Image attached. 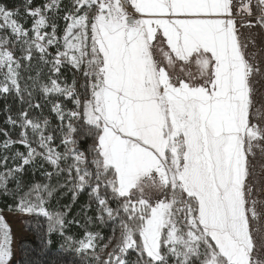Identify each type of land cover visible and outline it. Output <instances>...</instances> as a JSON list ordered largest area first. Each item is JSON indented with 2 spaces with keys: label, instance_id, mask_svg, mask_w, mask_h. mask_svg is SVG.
<instances>
[{
  "label": "snow or ice",
  "instance_id": "1",
  "mask_svg": "<svg viewBox=\"0 0 264 264\" xmlns=\"http://www.w3.org/2000/svg\"><path fill=\"white\" fill-rule=\"evenodd\" d=\"M0 100V264H264V0H0Z\"/></svg>",
  "mask_w": 264,
  "mask_h": 264
},
{
  "label": "trees",
  "instance_id": "2",
  "mask_svg": "<svg viewBox=\"0 0 264 264\" xmlns=\"http://www.w3.org/2000/svg\"><path fill=\"white\" fill-rule=\"evenodd\" d=\"M2 2H5L9 7H13L14 5L21 4L23 0H2ZM37 2H40V0H37ZM4 101L0 100V127H6L4 125V119H5V113L3 111L4 109ZM8 105L12 107L13 111L16 108V104L13 100L9 99L8 100ZM47 111H45V115H47ZM51 122L55 124V120L51 118ZM88 143H91L90 140L81 141V144L86 147ZM83 150V147H82ZM26 178H31V172L28 173V176ZM38 178V174H37ZM69 198L66 197L63 203L68 202ZM87 202V195L82 194L79 203L76 205H73V212L70 214L75 215L80 211V208ZM5 204V201L3 199H0V206H3ZM25 227L31 229V225L28 222H25ZM18 228V225H13V230L15 231ZM105 233V235L110 234V229L105 228L101 229ZM22 258V254L20 251H17L15 259L20 260ZM45 264H50L51 261H56L57 264H79L78 258L75 257L72 253H66V252H60L58 249V246L53 248L52 250L49 251L48 255L43 258Z\"/></svg>",
  "mask_w": 264,
  "mask_h": 264
},
{
  "label": "rangeland",
  "instance_id": "3",
  "mask_svg": "<svg viewBox=\"0 0 264 264\" xmlns=\"http://www.w3.org/2000/svg\"><path fill=\"white\" fill-rule=\"evenodd\" d=\"M69 83L71 82V79H70V74H69V81H68ZM69 106H71V105H69ZM14 111H15V109H14ZM54 119V118H53ZM56 122V121H55Z\"/></svg>",
  "mask_w": 264,
  "mask_h": 264
}]
</instances>
